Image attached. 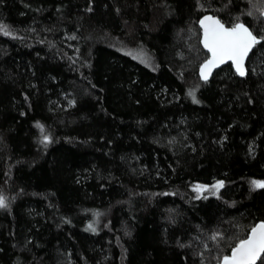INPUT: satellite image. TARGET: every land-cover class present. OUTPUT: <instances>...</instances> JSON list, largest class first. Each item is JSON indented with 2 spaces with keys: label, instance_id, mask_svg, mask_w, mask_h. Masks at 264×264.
Instances as JSON below:
<instances>
[{
  "label": "trees",
  "instance_id": "trees-1",
  "mask_svg": "<svg viewBox=\"0 0 264 264\" xmlns=\"http://www.w3.org/2000/svg\"><path fill=\"white\" fill-rule=\"evenodd\" d=\"M205 13L260 41L245 76L202 78ZM262 13L0 0V264H219L264 221Z\"/></svg>",
  "mask_w": 264,
  "mask_h": 264
},
{
  "label": "snow or ice",
  "instance_id": "snow-or-ice-1",
  "mask_svg": "<svg viewBox=\"0 0 264 264\" xmlns=\"http://www.w3.org/2000/svg\"><path fill=\"white\" fill-rule=\"evenodd\" d=\"M201 26L204 29L203 45L211 53V59L206 61L201 68L202 78L207 80L212 67H218L227 61H232L239 75L244 76L246 74L244 60L253 46L260 42L257 37L242 23L226 28L212 17H205L201 21ZM4 34L9 33L5 30ZM38 127L43 130L42 125ZM47 140L48 137H45V141ZM253 184L255 187L264 188V182L253 181ZM216 187H222V183ZM6 206L4 198L0 197V207ZM91 227L89 225V228ZM216 238L212 237L214 240ZM262 257H264V222L252 228L248 237L240 240L232 248L230 255L223 256L222 264H257L258 261L264 264Z\"/></svg>",
  "mask_w": 264,
  "mask_h": 264
},
{
  "label": "water",
  "instance_id": "water-1",
  "mask_svg": "<svg viewBox=\"0 0 264 264\" xmlns=\"http://www.w3.org/2000/svg\"><path fill=\"white\" fill-rule=\"evenodd\" d=\"M205 17H212L214 20H218V21H219L221 24H223L226 28H231V27L234 26V25H232V26H228V25H226V24H225V23H224V22H223L218 16L213 15L212 13H205L203 16H201V18L199 19V26H200V28H201V32H202L200 42H201V45H202L203 49H205V51H207V53L209 54V56H208V57L202 62L201 66H200V73H201V68H202V66L205 64V62L208 61L209 59H211V53L208 52V50L204 47L203 42H202V41H203L204 29H203V27L201 26V21L204 20ZM238 23H242V24H244V25H245V26H246V27L252 32V34L254 35L253 31L251 30V28H250L246 23H244V22H242V21H241V22H238ZM235 25H236V24H235ZM254 36H255V35H254ZM255 45H256V44H255ZM255 45L253 46V48L251 49V51L248 53L247 57H246L245 60H244V69H245L246 74H247V71H248L247 62H248V59H249V57H250V55H251V53H252V51H253ZM227 64H232V66H233V68H234L236 74H237L238 76H240V77H243V76L239 75V73L236 71V67H235V65L233 64V62H232V61H227V62H225V63L220 64L218 67H212V68H211L210 75L208 76V79H210V78L215 74L216 71H218L219 69H221L223 66H225V65H227ZM246 74H245V75H246ZM245 75H244V76H245ZM262 222H264V221H259V222H257L252 228H254L255 226H257L258 224H260V223H262ZM252 228H251V229H252ZM251 229H250L248 235L250 234ZM248 235H247L245 238H243V239H246V238L248 237ZM235 246H236V245H235ZM235 246H234V247H235ZM230 254H231V252H230L228 255H230ZM226 256H227V255H226ZM219 264H222V259H221V261H220Z\"/></svg>",
  "mask_w": 264,
  "mask_h": 264
},
{
  "label": "rangeland",
  "instance_id": "rangeland-1",
  "mask_svg": "<svg viewBox=\"0 0 264 264\" xmlns=\"http://www.w3.org/2000/svg\"><path fill=\"white\" fill-rule=\"evenodd\" d=\"M201 29V28H200ZM192 30V28H191ZM2 31V30H0ZM191 33L194 31H190ZM220 181L215 182L214 184L208 185L203 183H195L192 186L193 191L195 192L197 197H207L211 195H218L220 192L221 187H216V185L220 184ZM199 188V190H197Z\"/></svg>",
  "mask_w": 264,
  "mask_h": 264
}]
</instances>
